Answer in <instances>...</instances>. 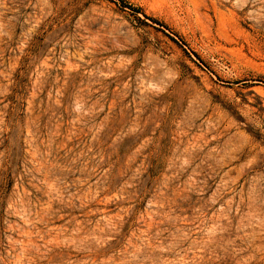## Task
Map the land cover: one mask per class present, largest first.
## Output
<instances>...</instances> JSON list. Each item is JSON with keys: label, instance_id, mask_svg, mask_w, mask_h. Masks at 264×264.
<instances>
[{"label": "rangeland", "instance_id": "1", "mask_svg": "<svg viewBox=\"0 0 264 264\" xmlns=\"http://www.w3.org/2000/svg\"><path fill=\"white\" fill-rule=\"evenodd\" d=\"M0 264H264V0H0Z\"/></svg>", "mask_w": 264, "mask_h": 264}]
</instances>
